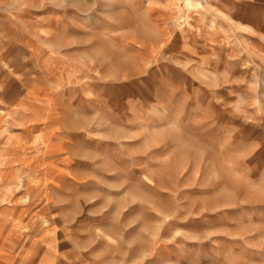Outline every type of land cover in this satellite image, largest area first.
<instances>
[{"label":"rangeland","instance_id":"374dc122","mask_svg":"<svg viewBox=\"0 0 264 264\" xmlns=\"http://www.w3.org/2000/svg\"><path fill=\"white\" fill-rule=\"evenodd\" d=\"M0 0V264H264V0Z\"/></svg>","mask_w":264,"mask_h":264},{"label":"bare ground","instance_id":"6f19581e","mask_svg":"<svg viewBox=\"0 0 264 264\" xmlns=\"http://www.w3.org/2000/svg\"><path fill=\"white\" fill-rule=\"evenodd\" d=\"M178 1L180 3H183V4L187 3L186 4V8L189 9V10H191V9H199V7H203V6L209 5V4H207V5H199V4H196V3L191 2L189 0H178Z\"/></svg>","mask_w":264,"mask_h":264},{"label":"built area","instance_id":"2783aa9c","mask_svg":"<svg viewBox=\"0 0 264 264\" xmlns=\"http://www.w3.org/2000/svg\"><path fill=\"white\" fill-rule=\"evenodd\" d=\"M191 2H194L199 5H207L209 4L212 0H189Z\"/></svg>","mask_w":264,"mask_h":264}]
</instances>
